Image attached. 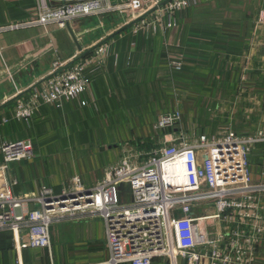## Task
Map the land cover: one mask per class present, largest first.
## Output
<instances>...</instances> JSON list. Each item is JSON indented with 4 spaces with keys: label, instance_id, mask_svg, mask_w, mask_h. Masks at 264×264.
I'll list each match as a JSON object with an SVG mask.
<instances>
[{
    "label": "crops",
    "instance_id": "1",
    "mask_svg": "<svg viewBox=\"0 0 264 264\" xmlns=\"http://www.w3.org/2000/svg\"><path fill=\"white\" fill-rule=\"evenodd\" d=\"M130 1L109 0L110 11L68 23L82 51L108 39L102 44L103 65L79 100L40 101L24 119L16 117L15 106L45 82L54 63L66 65L94 50L80 58L67 24L9 29L35 21L37 3L0 0V144L24 141L33 153L18 164L4 165L0 159V190L38 195L48 187L61 195L73 178L90 188L119 160L123 144L149 146L158 135L264 133V0H182L178 10L157 11L167 2L147 17L150 24L142 29L125 28L137 16L121 7ZM71 3L47 2L52 11ZM175 112L180 114L177 128L155 129L162 115ZM248 169L252 185L264 186V144L251 151ZM247 197L237 201L242 209L225 211L232 217L225 222L211 218L215 209L202 203L199 213L210 217L202 227L210 240L225 237L219 248L226 254L233 232H242L250 241H237L245 251L243 261L264 264V191L253 194L257 215H251L253 201ZM92 222L54 225L50 250L16 249L12 235L0 233L11 235L10 248L0 250V264H106L105 225ZM151 264L173 261L156 258ZM197 264H209L208 257Z\"/></svg>",
    "mask_w": 264,
    "mask_h": 264
},
{
    "label": "built area",
    "instance_id": "2",
    "mask_svg": "<svg viewBox=\"0 0 264 264\" xmlns=\"http://www.w3.org/2000/svg\"><path fill=\"white\" fill-rule=\"evenodd\" d=\"M47 2L36 0L35 21L9 29L49 24L63 27L75 18L112 9L109 0H72L71 6L55 11L50 10ZM159 2L131 0L121 7L140 16ZM183 6L182 0H172L157 11L173 12ZM144 23L133 27L142 29L150 24ZM103 45L96 46L91 56L74 61L61 71L64 65L54 63L51 71L54 74L15 106L16 117L27 119L40 101L57 104L63 99L79 100L103 65L106 53ZM80 104L86 105L85 101ZM179 124V112L169 113L160 117L155 129H175ZM260 143L264 144L262 132L238 136L230 131L214 137L155 136L148 150L141 145L125 144L120 148L119 160L90 188L73 178L61 195L48 187H42L38 195H13L0 190V233H10L16 249L50 250L51 225L101 218L109 253L106 264H151L156 258H166L173 264L177 259L197 264L205 257L209 264H246L245 251L237 241L243 239L249 243V239L242 232H233L232 240L227 242L231 245L230 252L224 253L219 245L226 244L225 237L218 235L210 240L202 227V222L210 217L197 216L195 210L202 203H210L216 211L211 218L231 221L232 217L225 216V211L242 209L243 204L237 201L247 200L248 195L253 201L251 215H257L253 194L264 191V186L252 185L248 163L251 151ZM32 156L30 146L24 141L0 144L4 165L18 164ZM124 187L129 195L127 202L121 200L124 194L120 188Z\"/></svg>",
    "mask_w": 264,
    "mask_h": 264
},
{
    "label": "water",
    "instance_id": "3",
    "mask_svg": "<svg viewBox=\"0 0 264 264\" xmlns=\"http://www.w3.org/2000/svg\"><path fill=\"white\" fill-rule=\"evenodd\" d=\"M170 1H171V0H167V1H165V2H163V3H161V4H159L157 8H160V7L163 6L165 3L170 2ZM155 11H156V8H152V9H150V10L147 11L144 15H142V16L139 17V18H137L135 21L129 23L125 28L132 27L135 23L139 22V21L142 20L144 17H147L148 15L152 14V13L155 12ZM66 28H67V30H68V32H69V34H70L72 40L74 41L75 45L77 46L78 52H79V54H80V55H79L80 58H83V57L87 56L89 53H91V52L96 48V47H93V49H90V50H88V51H82V48L78 45V43H77V41H76V39H75L73 33L71 32L70 27L67 25ZM106 41H108V39H105L104 41H102L101 43H99L97 46L103 44V43L106 42ZM73 62H74V61H72V62L66 64V65L63 66L59 71H61L62 69L66 68V67H68V66H70ZM52 75H53V74L49 75V77L52 76ZM49 77H48V78H49ZM48 78H46V79H48ZM46 79H45V80H46Z\"/></svg>",
    "mask_w": 264,
    "mask_h": 264
},
{
    "label": "rangeland",
    "instance_id": "4",
    "mask_svg": "<svg viewBox=\"0 0 264 264\" xmlns=\"http://www.w3.org/2000/svg\"><path fill=\"white\" fill-rule=\"evenodd\" d=\"M157 7H158V6H156V7H154V8H156V10H157V9H158ZM153 13H154V12H153ZM144 14H145V13H144ZM144 14H142V15H144ZM142 15H140V16H136L135 19H134L133 21H135L137 18L141 17ZM147 17H149V15H148ZM147 17H144L142 20H140L139 22L135 23L134 26H136V24H141L142 22L147 23V22H146ZM133 21H132V22H133ZM145 23H144V24H145ZM98 34H100V32H99ZM99 36H100V35H95V38H97V37H99ZM64 66H65V65H64ZM61 68H62V67H61ZM51 70H52V69H51ZM51 74H54V73H50V75H51ZM50 77H51V76H50ZM50 77H49V78H50ZM49 78H48V79H49ZM48 79H46V80H48ZM46 80H45V81H46ZM158 136L161 137L162 135H158ZM162 139H163V138H162ZM125 144H126V143H125ZM122 146H124V144H123ZM122 146H121V147H122ZM132 146L136 147L135 144H132ZM121 147H120V148H121ZM120 190L123 191V194H124V196H123V200H126L127 197L129 196V195H128L127 188H126V187H124V188H120ZM35 208H38V206H36ZM200 208H201V206H199L198 208H196V210H195V208H194V210H195L196 213H197V214H196L197 216H201V213H199V212L201 211ZM88 221H93L92 223L95 222L96 224L98 223L97 225H100L99 223H102L101 221H103V220L100 219V218H94L93 220L90 219V220H88ZM54 225H57V224H54ZM54 225H51V226H50V231H51V229H52V227H53ZM57 258H59V256H57ZM59 260H60V258H59ZM59 260H58V262L60 263ZM60 264H62V261H61Z\"/></svg>",
    "mask_w": 264,
    "mask_h": 264
},
{
    "label": "trees",
    "instance_id": "5",
    "mask_svg": "<svg viewBox=\"0 0 264 264\" xmlns=\"http://www.w3.org/2000/svg\"><path fill=\"white\" fill-rule=\"evenodd\" d=\"M168 129H170V128H168ZM168 129H164V130H168ZM136 146H139V144ZM141 146L143 149L148 150L153 146V144L149 143V146H146V145L145 146L141 145ZM10 245H11V235L0 234V250H6V249L10 248Z\"/></svg>",
    "mask_w": 264,
    "mask_h": 264
}]
</instances>
